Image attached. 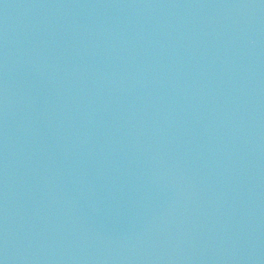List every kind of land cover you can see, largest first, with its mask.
Instances as JSON below:
<instances>
[{"label": "water", "instance_id": "95a60500", "mask_svg": "<svg viewBox=\"0 0 264 264\" xmlns=\"http://www.w3.org/2000/svg\"><path fill=\"white\" fill-rule=\"evenodd\" d=\"M0 264H264V0H0Z\"/></svg>", "mask_w": 264, "mask_h": 264}]
</instances>
